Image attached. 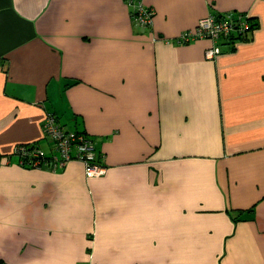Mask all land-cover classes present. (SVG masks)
Returning <instances> with one entry per match:
<instances>
[{"label": "crops", "instance_id": "0c3cea01", "mask_svg": "<svg viewBox=\"0 0 264 264\" xmlns=\"http://www.w3.org/2000/svg\"><path fill=\"white\" fill-rule=\"evenodd\" d=\"M140 1L0 0V264H264V0ZM234 11L216 60L172 41ZM48 114L104 175L21 164Z\"/></svg>", "mask_w": 264, "mask_h": 264}, {"label": "built area", "instance_id": "2783aa9c", "mask_svg": "<svg viewBox=\"0 0 264 264\" xmlns=\"http://www.w3.org/2000/svg\"><path fill=\"white\" fill-rule=\"evenodd\" d=\"M134 5L133 19L140 26L150 27L153 23L154 11L145 6L140 0H130ZM248 15L242 12H228L220 16L209 15L199 20L194 29L183 31L174 43L188 44L191 41L208 38L213 45L206 49V58L216 60L221 53L220 40L233 38V35L245 36L250 28ZM169 43L170 41L167 40ZM45 133L54 142L57 154L46 157L39 149L17 145L13 153L21 158V164L28 167L42 168L46 166H63L71 160H78L85 166L88 177H100L105 174L106 166L98 160L94 145L85 133L67 129L60 124L53 114H48L45 120Z\"/></svg>", "mask_w": 264, "mask_h": 264}, {"label": "trees", "instance_id": "16d2710c", "mask_svg": "<svg viewBox=\"0 0 264 264\" xmlns=\"http://www.w3.org/2000/svg\"><path fill=\"white\" fill-rule=\"evenodd\" d=\"M218 18H220V16H218ZM247 19H248V21H250L251 25H250L249 30H247L246 35L245 36H240L241 37V40L244 39V38H246V40H247L249 38V36L254 32V30L259 27L258 26L259 25V22H258V19L256 17H252V16L248 15V18ZM78 132H80V131H78ZM81 133H84V132H81Z\"/></svg>", "mask_w": 264, "mask_h": 264}, {"label": "rangeland", "instance_id": "374dc122", "mask_svg": "<svg viewBox=\"0 0 264 264\" xmlns=\"http://www.w3.org/2000/svg\"><path fill=\"white\" fill-rule=\"evenodd\" d=\"M67 126H71L72 127V125L71 124H68V123H67Z\"/></svg>", "mask_w": 264, "mask_h": 264}]
</instances>
